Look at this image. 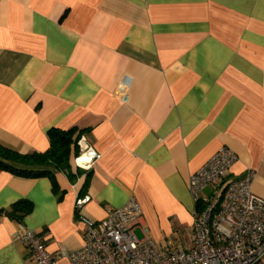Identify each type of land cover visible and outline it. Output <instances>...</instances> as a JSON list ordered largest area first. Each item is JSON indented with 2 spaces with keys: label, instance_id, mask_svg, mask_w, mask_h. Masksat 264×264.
I'll use <instances>...</instances> for the list:
<instances>
[{
  "label": "crops",
  "instance_id": "obj_1",
  "mask_svg": "<svg viewBox=\"0 0 264 264\" xmlns=\"http://www.w3.org/2000/svg\"><path fill=\"white\" fill-rule=\"evenodd\" d=\"M52 127L97 156L84 170L72 149L55 188L0 170V264H31L23 228L52 254L80 248L85 196L100 220L133 195L140 237L190 246L188 180L221 146L264 196V0H0V142L42 152ZM19 200L18 221L4 210Z\"/></svg>",
  "mask_w": 264,
  "mask_h": 264
},
{
  "label": "built area",
  "instance_id": "obj_2",
  "mask_svg": "<svg viewBox=\"0 0 264 264\" xmlns=\"http://www.w3.org/2000/svg\"><path fill=\"white\" fill-rule=\"evenodd\" d=\"M77 140L75 166L88 170L97 154ZM238 155L221 146L188 180L193 201L190 246L169 248L152 238L138 237L141 208L135 196L91 220L79 211L88 197L75 202V217L84 224L83 243L77 250L52 254L28 228L16 233L28 249L31 264H264V196L252 190L256 170L239 175L231 168ZM147 232L146 228H143Z\"/></svg>",
  "mask_w": 264,
  "mask_h": 264
},
{
  "label": "trees",
  "instance_id": "obj_3",
  "mask_svg": "<svg viewBox=\"0 0 264 264\" xmlns=\"http://www.w3.org/2000/svg\"><path fill=\"white\" fill-rule=\"evenodd\" d=\"M75 129H62L52 127L47 130L49 146L42 152H20L0 142V170H8L15 174L31 175L33 177H48L53 188L56 187L52 169L66 172L70 177L71 170V150L75 149L78 153L76 139L79 136L75 134ZM38 167L40 169L28 170L22 167ZM80 170V169H77ZM32 203L28 200H19L12 204L4 213L15 220H21L25 215L31 212Z\"/></svg>",
  "mask_w": 264,
  "mask_h": 264
},
{
  "label": "rangeland",
  "instance_id": "obj_4",
  "mask_svg": "<svg viewBox=\"0 0 264 264\" xmlns=\"http://www.w3.org/2000/svg\"><path fill=\"white\" fill-rule=\"evenodd\" d=\"M134 231H135L136 235H137L138 237H140L139 230H138V229H135ZM169 241H170V240H169ZM169 241H168V242H165V243H168V244H169L170 242H171V244L174 243L173 241H170V242H169ZM175 244H176V242H175Z\"/></svg>",
  "mask_w": 264,
  "mask_h": 264
}]
</instances>
